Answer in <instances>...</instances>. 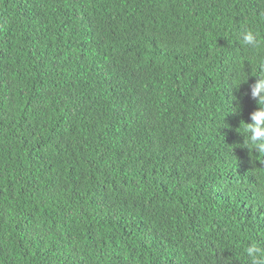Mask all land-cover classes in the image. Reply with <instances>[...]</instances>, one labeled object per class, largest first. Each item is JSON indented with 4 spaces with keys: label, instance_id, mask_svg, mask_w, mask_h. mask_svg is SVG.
I'll list each match as a JSON object with an SVG mask.
<instances>
[{
    "label": "trees",
    "instance_id": "1",
    "mask_svg": "<svg viewBox=\"0 0 264 264\" xmlns=\"http://www.w3.org/2000/svg\"><path fill=\"white\" fill-rule=\"evenodd\" d=\"M246 28L264 0H0V264H251Z\"/></svg>",
    "mask_w": 264,
    "mask_h": 264
},
{
    "label": "clouds",
    "instance_id": "2",
    "mask_svg": "<svg viewBox=\"0 0 264 264\" xmlns=\"http://www.w3.org/2000/svg\"><path fill=\"white\" fill-rule=\"evenodd\" d=\"M240 36L241 44L244 46L258 48L264 44V38L260 33L251 28H246ZM258 67L264 73V60L259 62ZM255 77L256 82L250 86V89L251 97L256 100L258 108L250 114V122L243 123L242 132L249 151H254L257 156L264 158V74ZM243 252L250 259L251 264H264V246L259 242L250 241Z\"/></svg>",
    "mask_w": 264,
    "mask_h": 264
}]
</instances>
